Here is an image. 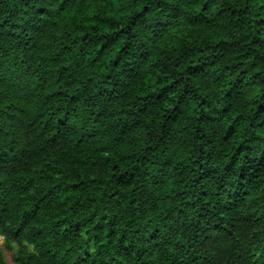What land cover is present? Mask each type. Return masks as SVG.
Returning a JSON list of instances; mask_svg holds the SVG:
<instances>
[{
  "label": "clouds",
  "instance_id": "9594fccd",
  "mask_svg": "<svg viewBox=\"0 0 264 264\" xmlns=\"http://www.w3.org/2000/svg\"><path fill=\"white\" fill-rule=\"evenodd\" d=\"M0 264H264V0H0Z\"/></svg>",
  "mask_w": 264,
  "mask_h": 264
}]
</instances>
